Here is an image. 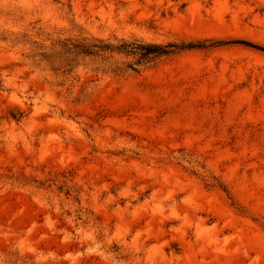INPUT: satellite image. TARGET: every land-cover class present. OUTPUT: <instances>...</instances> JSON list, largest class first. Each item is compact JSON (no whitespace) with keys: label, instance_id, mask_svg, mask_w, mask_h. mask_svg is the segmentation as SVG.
Segmentation results:
<instances>
[{"label":"rangeland","instance_id":"rangeland-1","mask_svg":"<svg viewBox=\"0 0 264 264\" xmlns=\"http://www.w3.org/2000/svg\"><path fill=\"white\" fill-rule=\"evenodd\" d=\"M0 264H264V0H0Z\"/></svg>","mask_w":264,"mask_h":264},{"label":"trees","instance_id":"trees-1","mask_svg":"<svg viewBox=\"0 0 264 264\" xmlns=\"http://www.w3.org/2000/svg\"><path fill=\"white\" fill-rule=\"evenodd\" d=\"M159 51H161V52H166L165 49H162L161 47H158L157 45H155V46H154V51H153V52H159ZM151 52H152V51H151Z\"/></svg>","mask_w":264,"mask_h":264}]
</instances>
